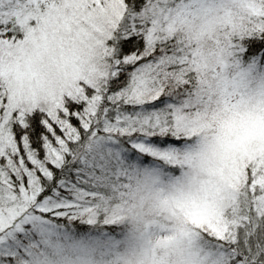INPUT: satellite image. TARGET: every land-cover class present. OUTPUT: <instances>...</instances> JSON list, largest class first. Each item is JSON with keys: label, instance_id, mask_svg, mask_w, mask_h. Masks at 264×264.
I'll use <instances>...</instances> for the list:
<instances>
[{"label": "snow or ice", "instance_id": "obj_1", "mask_svg": "<svg viewBox=\"0 0 264 264\" xmlns=\"http://www.w3.org/2000/svg\"><path fill=\"white\" fill-rule=\"evenodd\" d=\"M0 264H264V0H0Z\"/></svg>", "mask_w": 264, "mask_h": 264}]
</instances>
